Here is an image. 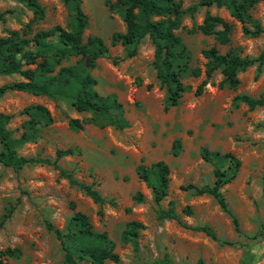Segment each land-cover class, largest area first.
<instances>
[{"label": "rangeland", "instance_id": "374dc122", "mask_svg": "<svg viewBox=\"0 0 264 264\" xmlns=\"http://www.w3.org/2000/svg\"><path fill=\"white\" fill-rule=\"evenodd\" d=\"M185 8L197 0H177ZM43 9L41 19L34 18L18 0H0V10H10L0 21V36L23 25L34 31L53 25L68 28L73 15V0H38ZM86 16L82 40L99 37L103 55L95 59L89 71L100 96L114 94L121 104L126 125L118 128L104 123L88 111H77L65 97L32 95L22 91H6L0 96V112L9 114L5 127L12 138L22 139L15 147L21 156L54 157L56 149L75 148L76 153L57 159V164L72 176L92 184L101 196L113 203L98 205L46 164H26L18 171L0 163V216L10 210L0 227V252L17 248L16 257L2 256L3 264H63L59 241L45 228L44 222L63 229L76 211L83 213L92 230L105 233L112 243L118 261L104 264H149L166 251L174 264H264V105L249 109L244 103L232 105L237 94L258 97L264 93V63L259 72L255 65L237 73L238 83L218 86L222 76L214 70L199 95L195 87L205 79V58L200 51L214 45L219 53L234 50L239 56H256L264 49V33L248 36L241 23L220 7L198 6L189 16L184 14L175 33L188 54L189 68L199 74L181 73L184 90L176 105L163 110L164 89L159 86L151 65L153 46L145 36L131 57L119 43H110L113 33L124 32V22L115 0H80ZM218 15L230 26L229 41L219 45L212 35L189 32L201 22L204 11ZM250 16L264 28V0H258ZM248 25V24H246ZM78 55H69L60 66L81 68ZM32 68L33 65L24 66ZM57 68V67H56ZM21 79L18 74L0 75V84ZM146 85H150L146 88ZM44 106L51 117L48 124L30 111V105ZM69 118H77L81 128L72 130ZM174 138L179 139V152L170 153ZM219 153L229 152L239 160L231 180L219 189L236 217L242 234L234 231L231 218L220 210L209 194H194L180 187L186 184L210 185L213 180L211 162L200 156V148ZM158 160L168 167L167 193L155 204L150 188L137 177L138 164L149 165ZM224 169L229 158L215 159ZM140 192L142 199H132ZM172 205L179 219L188 225H207L216 239L199 231L186 229L173 219H158L156 210ZM189 213L185 212V207ZM140 222L134 250L121 238L124 223ZM220 240L231 242L221 244ZM81 264H88L82 261Z\"/></svg>", "mask_w": 264, "mask_h": 264}, {"label": "trees", "instance_id": "16d2710c", "mask_svg": "<svg viewBox=\"0 0 264 264\" xmlns=\"http://www.w3.org/2000/svg\"><path fill=\"white\" fill-rule=\"evenodd\" d=\"M34 18L43 17V9L38 0H18ZM73 15L68 28L53 25L47 29L34 31L30 36V27L23 25L21 30L12 29L0 36V75L18 74L21 79L0 84V96L6 91H22L32 95H43L47 97H65L70 99V104L77 111H88L104 123L112 124L118 128L126 125L122 118L121 104L117 102L114 94L100 96L94 89L95 79L89 71L95 66V59L105 52L102 40L97 36H87L82 40V32L86 26V16L79 7L80 0H73ZM258 0H197L195 3L181 8L177 0H115L121 12L124 22V32L113 33L110 43L119 42L125 49V56L131 57L136 52V45L147 37L152 46L153 54L151 65L155 71V77L159 86L164 89L163 110L177 104L184 86L180 75L188 71L192 76L199 74L197 67L189 68L188 54L181 43L180 37L175 33L179 28L181 18L184 14L191 16L198 6L205 8L210 6L224 8L229 16L241 23V31L248 36H257L264 33V28L257 20L250 16L249 11ZM10 10H0V21L5 18V13ZM248 24V25H246ZM230 24L205 10L202 20L197 25H192L189 32L199 31L204 35H212L215 43L223 45L229 41ZM205 58L204 75L202 80L194 89V95L202 92L206 79L214 70H218L222 76L218 86L224 83L234 87L238 83L237 73L249 66L255 65L259 72L264 63V49L256 56H239L236 51L228 50L219 53L214 45L200 51ZM69 55H78L81 64L80 70L72 66H60V61ZM33 65L32 68L24 67ZM57 67V68H56ZM150 85H146L149 88ZM244 103L249 109L264 105V93L258 97L247 94H237L232 98V105ZM38 115L44 124L51 121L47 109L42 105H30L24 107L21 112L30 114V111ZM10 115L0 112V163L18 171L26 164H46L57 170L58 176L67 180L70 185L76 186L84 195L89 197L99 206L103 203H113L106 199L92 184H85L75 179L70 171L62 169L57 164V159L74 154L75 148L56 149L54 157L21 156L17 154L15 147L22 139L12 138L5 127ZM67 125L72 130L81 128V122L77 118H69ZM179 152V139L174 138L170 153L175 156ZM200 156L204 161L213 164V180L210 185L196 186L191 183L181 186L183 190H191L194 194H209L216 201L220 210L231 218L233 229L242 234L238 227L236 217L228 208L220 188L232 179L238 167L239 160L231 153H219L210 151L205 147L200 148ZM229 158L231 166L224 169L219 168L215 159ZM137 177L145 182L150 188L152 199L158 204L167 193L168 167L158 160L149 165L138 164L135 168ZM132 199L141 201L140 192H136ZM189 213V208L185 207ZM10 210L0 216V227L9 216ZM158 219H173L186 229L199 231L211 239H216L213 231L207 225H188L182 222L175 214L171 204L166 208L156 210ZM44 226L59 241L63 251V264H104L106 260L118 261V256L112 251V243L107 239L105 233L92 230L87 217L79 212H74L67 220L65 227L59 229L49 221ZM143 225L135 220L124 223L121 238L130 242L132 248L137 250V232ZM264 238V234H262ZM221 244H231L229 241L220 240ZM19 253L17 248H4L2 256L16 257ZM0 264H3L0 261ZM149 264H174L168 253L164 251L159 258L153 259Z\"/></svg>", "mask_w": 264, "mask_h": 264}]
</instances>
